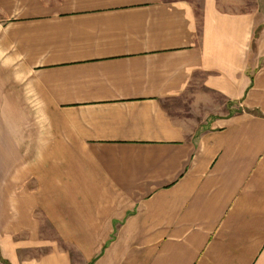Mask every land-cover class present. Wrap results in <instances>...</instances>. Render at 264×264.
<instances>
[{
    "label": "crops",
    "instance_id": "crops-1",
    "mask_svg": "<svg viewBox=\"0 0 264 264\" xmlns=\"http://www.w3.org/2000/svg\"><path fill=\"white\" fill-rule=\"evenodd\" d=\"M0 264H264V16L0 0Z\"/></svg>",
    "mask_w": 264,
    "mask_h": 264
},
{
    "label": "rangeland",
    "instance_id": "rangeland-1",
    "mask_svg": "<svg viewBox=\"0 0 264 264\" xmlns=\"http://www.w3.org/2000/svg\"><path fill=\"white\" fill-rule=\"evenodd\" d=\"M192 2L197 10H200L201 2L203 0H188ZM219 5L225 9L230 11H258L259 16H264V0H217ZM258 37V31L254 35L253 44L256 45V38ZM252 44V48L253 47ZM207 92L206 97H208L207 102H200L199 105H193L192 100L195 101V96H192V99H190L189 95H192L193 93L197 92ZM202 95L201 97H203ZM200 97V98H201ZM194 106L195 115L199 116L200 123H202L203 126L207 125V122L209 118L218 116V115H224V114H230L232 112L239 111L241 109V106L239 104H235L233 102H230L226 100L221 95L215 93V92H209L208 90L204 89L203 87H193L187 94L183 97L182 101L180 103H174L173 101L167 102V107L170 111H173L175 114H180L181 116H184L188 113L189 110H192V107ZM191 113V112H190Z\"/></svg>",
    "mask_w": 264,
    "mask_h": 264
},
{
    "label": "trees",
    "instance_id": "trees-1",
    "mask_svg": "<svg viewBox=\"0 0 264 264\" xmlns=\"http://www.w3.org/2000/svg\"><path fill=\"white\" fill-rule=\"evenodd\" d=\"M255 46V44H253V47Z\"/></svg>",
    "mask_w": 264,
    "mask_h": 264
}]
</instances>
